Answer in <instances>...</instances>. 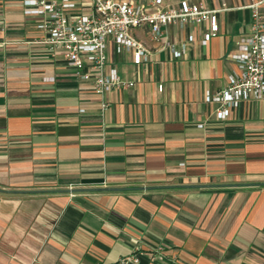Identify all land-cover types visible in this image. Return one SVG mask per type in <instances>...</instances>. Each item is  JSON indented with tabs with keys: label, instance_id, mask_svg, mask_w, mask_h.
Instances as JSON below:
<instances>
[{
	"label": "crops",
	"instance_id": "obj_1",
	"mask_svg": "<svg viewBox=\"0 0 264 264\" xmlns=\"http://www.w3.org/2000/svg\"><path fill=\"white\" fill-rule=\"evenodd\" d=\"M258 1L264 19V0H164L219 9L218 32L202 45L208 21L169 23L157 41L134 27L153 54L141 65L109 40L134 85L102 109L92 78L43 42L41 17L0 0V264H264V99L224 119L205 100L239 72L229 54Z\"/></svg>",
	"mask_w": 264,
	"mask_h": 264
},
{
	"label": "built area",
	"instance_id": "obj_2",
	"mask_svg": "<svg viewBox=\"0 0 264 264\" xmlns=\"http://www.w3.org/2000/svg\"><path fill=\"white\" fill-rule=\"evenodd\" d=\"M253 8L251 33L236 41V50L229 57L237 64L239 72L229 76L227 83L213 93L206 92L205 100L219 103L216 115L224 119L231 107L241 102H258L264 99V19ZM24 13L41 17L36 27L46 32L43 42L51 49H61L67 64L80 78L91 77L93 89L101 97L102 109L107 107L103 96L112 89L131 87L133 81L121 79L108 56V42L113 40L117 53L131 52L134 64H147L152 59L151 50L133 34L134 27L148 25L151 39L157 41L162 27L169 23H194L208 21L209 28L200 39L206 45L219 25V9H209L200 3L179 8L164 6V0H91L88 13L74 17L71 9L74 0H23ZM181 54L174 50V55ZM88 67L91 72L84 74ZM199 127L202 124L198 125ZM152 258V257H151ZM136 254L120 257L113 264L137 263ZM170 264H182L177 258Z\"/></svg>",
	"mask_w": 264,
	"mask_h": 264
},
{
	"label": "water",
	"instance_id": "obj_3",
	"mask_svg": "<svg viewBox=\"0 0 264 264\" xmlns=\"http://www.w3.org/2000/svg\"><path fill=\"white\" fill-rule=\"evenodd\" d=\"M106 190H109V189H116V188H105ZM0 191H1V189H0Z\"/></svg>",
	"mask_w": 264,
	"mask_h": 264
}]
</instances>
